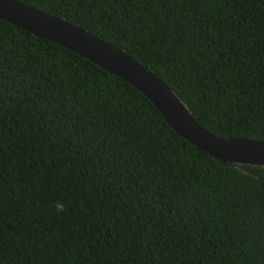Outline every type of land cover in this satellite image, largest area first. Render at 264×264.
I'll use <instances>...</instances> for the list:
<instances>
[{
    "label": "trees",
    "instance_id": "obj_1",
    "mask_svg": "<svg viewBox=\"0 0 264 264\" xmlns=\"http://www.w3.org/2000/svg\"><path fill=\"white\" fill-rule=\"evenodd\" d=\"M16 1L136 59L210 134L264 142V0ZM0 264H264V167L0 20Z\"/></svg>",
    "mask_w": 264,
    "mask_h": 264
},
{
    "label": "water",
    "instance_id": "obj_2",
    "mask_svg": "<svg viewBox=\"0 0 264 264\" xmlns=\"http://www.w3.org/2000/svg\"><path fill=\"white\" fill-rule=\"evenodd\" d=\"M0 20L65 48L123 80L155 107L177 136L210 157L227 165L264 167L263 141L210 134L166 83L136 59L88 31L16 0H0Z\"/></svg>",
    "mask_w": 264,
    "mask_h": 264
},
{
    "label": "clouds",
    "instance_id": "obj_3",
    "mask_svg": "<svg viewBox=\"0 0 264 264\" xmlns=\"http://www.w3.org/2000/svg\"><path fill=\"white\" fill-rule=\"evenodd\" d=\"M55 207H56L57 212L65 211V205L59 201H57Z\"/></svg>",
    "mask_w": 264,
    "mask_h": 264
}]
</instances>
